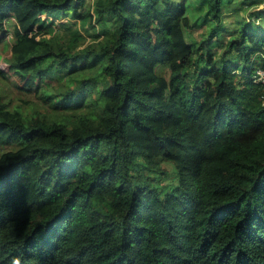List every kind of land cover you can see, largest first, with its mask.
<instances>
[{
	"label": "trees",
	"instance_id": "1",
	"mask_svg": "<svg viewBox=\"0 0 264 264\" xmlns=\"http://www.w3.org/2000/svg\"><path fill=\"white\" fill-rule=\"evenodd\" d=\"M181 1L0 0L38 99L0 100V264H264V32L245 19L216 54L234 0H204L196 43Z\"/></svg>",
	"mask_w": 264,
	"mask_h": 264
},
{
	"label": "rangeland",
	"instance_id": "2",
	"mask_svg": "<svg viewBox=\"0 0 264 264\" xmlns=\"http://www.w3.org/2000/svg\"><path fill=\"white\" fill-rule=\"evenodd\" d=\"M256 1L261 2L257 4V9H261L264 0H249V2ZM88 2H91V0H88ZM230 2H232L230 6L228 5V7L225 8V16L222 21L223 28L219 32L220 41L217 44V48L214 49L216 54L221 53L225 40H227L231 34H235L238 31L240 25L245 22V19L249 21L252 19L250 26H253L248 28L249 31L264 32V19L260 18L259 21L257 19H253V16H255V13L257 12V9H255V6L253 5L256 4L245 3L240 9H234V5L238 6L240 2H248V0H234ZM184 3L187 6V15L190 18L191 23L196 26V20H198L199 28L189 32L191 35V41L196 43L199 40L204 39L208 33L209 26H207L206 21H202L206 11L205 3L204 0H184ZM88 4L86 6H88ZM71 14V12H67L65 18L58 21L61 23L60 27L53 26L55 31L54 33L61 36L65 41L70 38L67 34L68 30L70 29L69 22H73ZM94 16H96V13H94ZM227 18H229V21ZM78 24L79 22H77V25ZM12 30L13 24L12 21L9 20L6 24V33L2 39L0 38V100L6 103L8 107L19 105L21 101H30L32 103L29 107H32L34 102L38 100L37 97H34L33 93H27L24 90L18 89L17 86L20 87V83L17 81V79L12 77V74L5 67L11 58L10 45L15 40ZM108 31L109 28H107V26H105L102 22H96L94 27H89L87 24L85 29L79 28L77 35L80 36V39L77 41V44L79 47H84L89 44L95 49H99L100 46H102L106 41ZM74 34L75 30L71 32V36ZM168 74V70H165L163 73L166 78L168 77ZM38 102L40 105L37 107V109L39 111L44 110L47 104L41 100ZM8 149L9 145L1 147L0 151H5ZM164 168L168 169L169 166L166 165ZM168 182L169 180L163 181V183Z\"/></svg>",
	"mask_w": 264,
	"mask_h": 264
},
{
	"label": "built area",
	"instance_id": "3",
	"mask_svg": "<svg viewBox=\"0 0 264 264\" xmlns=\"http://www.w3.org/2000/svg\"><path fill=\"white\" fill-rule=\"evenodd\" d=\"M254 82L264 84V71H258L256 77H254Z\"/></svg>",
	"mask_w": 264,
	"mask_h": 264
}]
</instances>
